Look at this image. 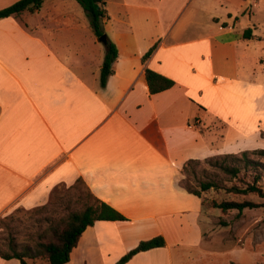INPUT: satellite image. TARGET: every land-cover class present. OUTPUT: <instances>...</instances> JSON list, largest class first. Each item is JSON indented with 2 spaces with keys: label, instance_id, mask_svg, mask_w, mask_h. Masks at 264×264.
<instances>
[{
  "label": "crops",
  "instance_id": "crops-1",
  "mask_svg": "<svg viewBox=\"0 0 264 264\" xmlns=\"http://www.w3.org/2000/svg\"><path fill=\"white\" fill-rule=\"evenodd\" d=\"M18 1L0 0V10ZM76 2L45 0L0 20V216L46 205L81 179L126 220L97 221L67 264H117L157 236L164 247L127 264H205L211 217L179 175L189 160L237 154L261 138L264 83L243 72L247 39L225 22L202 28L191 0L168 20L157 5H140L125 11L128 33L105 30L118 58L103 87L106 46ZM146 68L174 87L151 95Z\"/></svg>",
  "mask_w": 264,
  "mask_h": 264
},
{
  "label": "trees",
  "instance_id": "trees-1",
  "mask_svg": "<svg viewBox=\"0 0 264 264\" xmlns=\"http://www.w3.org/2000/svg\"><path fill=\"white\" fill-rule=\"evenodd\" d=\"M81 6L89 18L91 28L97 38L105 35L104 24L109 20L106 9V0H75ZM45 0H20L15 4L0 10V20L21 13L35 12L41 9ZM252 29L249 28L243 33L245 39L252 37ZM157 45H154L143 57L142 62L146 63L153 54ZM118 58L116 45L108 40L106 44V55L101 70V85L104 87L108 79L114 74V63ZM149 93L155 95L174 87L175 82L149 68L145 69ZM260 137L264 139V130H261ZM206 165L203 175L198 177L195 169L190 171V167ZM264 175V149L253 151H242L237 154H223L209 157L205 160H189L183 167L179 178L180 188L186 193L197 198H203L204 193L209 191L224 190L234 195L255 194L264 199V188L260 181ZM188 180H191L190 183ZM79 179L68 188L71 196L76 198V207L70 208L67 214L59 218H46V227L41 228L30 239L29 244L21 246L15 240L0 238V245L5 246V250L0 249V257L4 260L16 259L20 264H36L45 261L48 264H67L70 261L72 251L78 246L83 233L94 226L97 221H124L126 218L108 204L98 200L88 187L81 190ZM232 184L229 186L228 184ZM211 207L227 213L230 210H237L241 214L246 209H256L264 207L252 201H222L211 202ZM49 204L41 209H50ZM166 245L162 236H157L149 240L141 241L135 248L123 256L117 264H127L139 253L153 249L162 248ZM235 264V263H231Z\"/></svg>",
  "mask_w": 264,
  "mask_h": 264
},
{
  "label": "rangeland",
  "instance_id": "rangeland-1",
  "mask_svg": "<svg viewBox=\"0 0 264 264\" xmlns=\"http://www.w3.org/2000/svg\"><path fill=\"white\" fill-rule=\"evenodd\" d=\"M124 1L127 2L128 8L124 7ZM160 1L162 3H156V0H106V9L112 18L104 24L105 30L110 29V35L113 31L119 30L128 33L130 28L129 24L124 22L125 11L137 13L138 7L144 4L157 5L162 17L168 20V15L177 14L188 0ZM191 2V9L197 13V21L203 26L202 28L219 29L220 24L225 22L228 25L221 26V28L236 29L237 34H243L249 28L252 29L254 37L245 40L242 45L244 50V56L241 57L242 69L244 73L255 75L257 82L264 83V0H191ZM75 4L78 18L89 25V18L84 10L77 2ZM112 42L115 44L113 40ZM200 125L197 124L199 129L203 130ZM257 149H264V139L259 138L257 144H254L249 151ZM204 168L206 165L189 169L190 171L195 169L197 176L201 177ZM188 181L192 183L191 180ZM77 185L82 191L87 187L83 182ZM260 185L264 188V175ZM69 187L59 186L53 191L50 201L46 204H55V206H50V209H41L46 205L33 210L15 207L2 214L0 216V238H6L8 241L13 239L21 246L29 244L35 233L46 227V218H59L67 214L68 209L77 206L75 196H71L68 192ZM244 200L257 204L264 203V199L255 194L241 196L227 193L224 190L204 193L203 203L211 217L209 233L212 234L211 244L203 245L212 250V255L205 257V264H264V207L246 209L241 214L237 210L222 213L221 210L211 207L213 201L242 202ZM0 249L5 250L6 248L0 245ZM28 262L31 264L32 261L28 260ZM36 264L48 263L39 261Z\"/></svg>",
  "mask_w": 264,
  "mask_h": 264
},
{
  "label": "water",
  "instance_id": "water-1",
  "mask_svg": "<svg viewBox=\"0 0 264 264\" xmlns=\"http://www.w3.org/2000/svg\"><path fill=\"white\" fill-rule=\"evenodd\" d=\"M99 41L106 46V44L108 43L107 35H103L102 37H100Z\"/></svg>",
  "mask_w": 264,
  "mask_h": 264
},
{
  "label": "built area",
  "instance_id": "built-area-1",
  "mask_svg": "<svg viewBox=\"0 0 264 264\" xmlns=\"http://www.w3.org/2000/svg\"><path fill=\"white\" fill-rule=\"evenodd\" d=\"M197 124H199V122L198 121H196L195 122V124H193L195 127H197Z\"/></svg>",
  "mask_w": 264,
  "mask_h": 264
}]
</instances>
